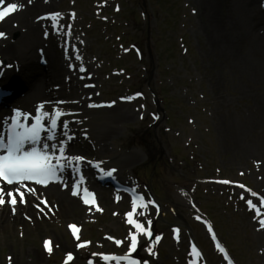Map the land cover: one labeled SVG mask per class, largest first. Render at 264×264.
Instances as JSON below:
<instances>
[{
    "label": "rangeland",
    "instance_id": "obj_1",
    "mask_svg": "<svg viewBox=\"0 0 264 264\" xmlns=\"http://www.w3.org/2000/svg\"><path fill=\"white\" fill-rule=\"evenodd\" d=\"M95 1L84 0L76 4V0H70V3L85 12L79 17L77 30L82 24L87 25L86 30L91 39L88 50L96 51L94 59H99V66L105 74L107 85L99 93L101 99L106 93L113 98L110 82L112 77L118 76L122 78L121 87L126 99L137 101L136 108L143 112L144 125L140 123L143 127H136L134 131L125 129L118 139L109 143L110 150L115 152H139L138 165L121 176L124 180L121 181L134 188L144 200L138 216L145 223L151 218V224L143 225L146 236L139 254L147 260H152L150 255H153L156 264H185V252H191L189 242L194 241L205 256L210 255L213 264H225L222 253L215 254L219 251L205 234L204 223L207 222L213 226L223 249L230 253L236 264H257L250 242L246 216L248 207L237 205L241 197L232 193L239 190L250 194L251 190L256 189L247 171L242 176L241 172L235 171L239 163H244L247 169L248 160H236L231 153L224 154L218 143L215 148L212 146V127H221L224 117L232 120L236 124L234 127H244L248 119H252L249 135L251 139L258 137L253 140H259L264 146V125L251 118L254 101L241 88L223 83L226 79L224 75H230L226 65L215 62L214 58L203 57V43L198 42L192 33V13L188 0H108L104 13L98 17L107 24L101 32L97 31L94 21H88L92 16L84 9ZM125 23H129L130 27L123 26ZM128 28L129 32L126 31ZM36 62L40 64L41 58L36 59ZM204 70L206 79L202 78ZM222 76L223 79L220 78ZM214 77L220 82L217 86ZM216 93L218 97L227 98V102L214 124L205 104ZM200 106H203V110L199 109ZM53 114L55 111H51L48 118L51 119ZM150 114L155 116L152 123L149 122ZM112 159L110 155L90 156L83 161L88 169L96 168L93 172L86 169L83 173L97 189L109 194H113V191L99 187L97 180L100 173L118 179L110 171ZM228 160H232L230 165L227 164ZM262 160L263 157L257 161L260 163ZM108 171L111 174H107ZM256 178L263 179L261 176ZM183 180L190 181L192 186L184 185ZM210 180L215 182L217 190L206 187ZM17 188L11 191L13 195L22 191L21 188L17 191ZM80 195L79 200L82 202ZM182 198L188 202L186 207L177 205L179 201L183 202ZM4 199L11 205L10 197L5 194ZM128 203L131 206L130 198ZM38 210L41 212L42 208ZM121 210L124 211L123 217L111 215L90 218L82 224L79 239L73 237L68 229L70 224L77 226L74 220L54 226L41 235L31 233L32 238H27L24 243L19 242L20 236L15 237L13 230H10L11 223L1 221L0 264H17L14 257H18L21 251L27 250L28 253L34 248L48 256L40 264L97 262L99 258L89 257L87 252L89 248L93 252L99 248L100 253L102 247L99 244L110 246L105 249H128L131 235L140 236V233L134 232L135 227L127 222V214L133 212ZM261 220H264V214ZM177 234L180 236L179 241L174 237ZM111 235L117 238L116 244L107 240ZM6 239L13 244L5 247L3 243ZM45 241L52 242V249L55 245L61 249L59 241L66 246L77 247L80 251L72 256L74 260L69 261L68 257L54 249L49 254L44 247ZM79 244L85 246L78 247ZM163 248L170 252L169 255H161ZM34 254L31 252L22 264H31L36 258Z\"/></svg>",
    "mask_w": 264,
    "mask_h": 264
},
{
    "label": "bare ground",
    "instance_id": "obj_2",
    "mask_svg": "<svg viewBox=\"0 0 264 264\" xmlns=\"http://www.w3.org/2000/svg\"><path fill=\"white\" fill-rule=\"evenodd\" d=\"M82 1L84 0H76V4ZM4 2L7 5L16 3L18 9L0 23V32L6 33L7 37L3 45H0V60L4 61L0 67V85L11 92L10 98L4 100L0 107V126L5 124L4 116L10 117L16 110L28 115V119L22 120V123L29 126L31 119L36 118L38 114L49 125L48 114L51 111H59L62 113V122L57 125L55 138L52 141L44 138L41 145L48 144V153L53 155L51 162L54 165L60 153L54 151L53 146L58 149L61 144L65 149L64 157L83 159L80 161L73 159L69 164L67 159L60 158L59 162L63 163L64 167L62 169L60 166L57 167L55 176L57 180L55 182L50 180L46 187L33 181L23 184L21 189L24 202H21L20 195H15L17 199L15 212L13 206L7 203L0 206V222L11 223L10 230H13L15 237L20 236L19 242L24 243L27 238H32L31 233L41 235L67 221L69 223L74 220L77 226L79 223L82 226L94 216L123 217L124 211L121 209L133 211L126 196L109 194L97 189L92 180L83 173L88 169L83 161L90 156L110 155L113 158L111 160L113 166L110 168L120 173V177L138 165L139 152L122 154L109 148V143L118 139L125 129L134 131L136 127H143V112L136 108L137 101L126 99L127 96H124L125 92L121 87L122 78L118 76L112 77L110 82V88L114 92L113 98L106 93L104 99L109 101L101 99L99 93L104 85H107L105 74L99 66V59H94L96 51L88 50L91 39L90 33L86 30L87 25L82 24L80 30H77L79 17L85 12L76 4H71L70 0H4ZM107 2L108 0H96L91 6L84 7L92 16L88 21L92 20L97 24L98 32L107 25L98 18L104 13ZM263 4L264 0H188L192 13L190 20L192 33L198 42L203 43L201 48L203 57L214 58L215 62L226 65L230 75H224L226 79L223 83L241 88L248 98L254 101L251 118L264 125ZM47 13H59L60 16L56 21L50 17L39 22L36 20ZM123 26L130 27L129 23ZM126 31L129 32L130 29ZM38 58H44L47 64L45 66L37 64ZM205 71L203 79L207 78ZM220 78L223 79V76ZM213 80L215 86L220 84L218 78L214 77ZM212 95L205 105L215 124L227 98L218 97L217 93ZM41 105L43 110L38 113ZM199 109L203 110V106ZM153 117L155 116L150 114V123L153 122ZM222 120L221 127H212V134L214 138L216 136V140L213 138L212 146L215 148L218 143L224 154L231 153L232 158L236 160H248L247 169L244 168V163H239L235 166V171L241 172L240 176L247 171L256 189L251 190L250 194L239 190L232 193L241 197L237 205L249 208L246 210V216L250 227V242L253 244L252 249L257 261L255 262L264 264V227L259 222L264 214V146L259 140H253L258 137L251 139L249 135L252 119H248L244 127H234L236 124L226 117ZM262 157L263 160L259 163L257 160ZM231 161L228 160L227 164L230 165ZM88 170L93 172L96 168L91 167ZM257 176L263 179L258 180ZM190 183L183 180L184 185L190 186ZM214 185L215 182L210 180L206 187L217 190ZM74 187L77 191H74ZM83 189H90L96 193L98 200L95 207L79 200V192ZM9 191L11 188L5 192ZM182 201L177 205L186 207L187 200L182 198ZM140 205L141 202L137 208ZM83 206L86 208L82 209ZM39 208H42L41 212ZM97 208L101 209L100 213L97 212ZM135 221L143 226L149 224L151 218L149 217L145 223L137 214ZM134 232L140 233L138 244L142 246L143 238L146 236L145 229L139 231L135 228ZM3 244L6 247L13 242L6 239ZM58 244L61 249L59 250L56 245L55 249L62 255L77 252L76 247L66 246L59 241ZM102 246L107 248L106 245ZM31 252L36 254L31 264H40L48 258L45 253L37 252L35 248ZM31 252L21 251L18 257H14L17 264H22L24 258L27 259ZM160 253L164 257L170 252L163 248ZM150 257L152 258L150 261L144 257L142 260L156 264L153 255ZM185 257V264H213L210 255L205 256L204 260L198 257L193 261L191 253L186 251ZM95 264L124 263L103 260Z\"/></svg>",
    "mask_w": 264,
    "mask_h": 264
},
{
    "label": "snow or ice",
    "instance_id": "obj_3",
    "mask_svg": "<svg viewBox=\"0 0 264 264\" xmlns=\"http://www.w3.org/2000/svg\"><path fill=\"white\" fill-rule=\"evenodd\" d=\"M4 0H0L2 4ZM18 9L16 3L9 4L3 10H0V22H3L6 17L15 13ZM74 15V14H73ZM60 16L59 13L53 14L50 18L53 21H56ZM43 19V18H42ZM6 33L0 32V39H6ZM43 110V105L39 106L38 113ZM47 115V113H44ZM62 115L61 112H55L54 116L49 122V129L53 133L57 128V119ZM28 119L27 114H23L20 111H15L12 118L13 122L9 125V133L7 140L0 139V181L5 182L7 185H18L23 186L25 181H33L36 184L47 185V182L56 176L57 166L59 165V159L64 158L69 161V164L73 159L80 161L83 158L81 157H64V145L61 144L58 149L53 146L54 151H59L60 157L57 158V164L54 165L51 161L53 160V155L48 153V144H42L41 141V131H42V119L41 115H37L35 118L34 126L26 125L22 123V120ZM66 127V125H65ZM54 135H50L47 139H54ZM61 169L64 167L60 165ZM224 183H229L225 181ZM19 191V187L17 188ZM87 190H85L86 192ZM10 197V204L13 206V212H15V206L17 204V199L11 191L4 193L0 191V206L5 205L4 195ZM76 194L75 192L73 193ZM23 193H20L21 202L23 200ZM85 203H88V200H85ZM133 207V213L136 211L135 201ZM251 204V201H249ZM98 211L101 209L97 208ZM133 213L127 214V222L133 224L135 228L139 231H143V226L132 219ZM261 226L264 227V220L259 221ZM151 224V221H149ZM70 228L73 229L74 233L78 232L79 229L75 225H70ZM151 237V233H148ZM76 239H79V236H76ZM159 238H157L158 241ZM119 243V242H118ZM84 244H79L78 247H84ZM45 250L50 254L52 252V242L45 241L44 244ZM137 249V236L135 234L131 235V244L130 251H135ZM223 249H221L222 251ZM11 259V258H9ZM73 259L72 255H68V260ZM105 260L113 259L116 260V257H104ZM127 259V257L119 258V260Z\"/></svg>",
    "mask_w": 264,
    "mask_h": 264
}]
</instances>
